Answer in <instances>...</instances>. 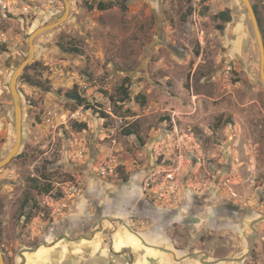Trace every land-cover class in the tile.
<instances>
[{"label": "rangeland", "instance_id": "1", "mask_svg": "<svg viewBox=\"0 0 264 264\" xmlns=\"http://www.w3.org/2000/svg\"><path fill=\"white\" fill-rule=\"evenodd\" d=\"M234 2L69 0L16 85L22 141L0 170L5 264L18 263L23 218L46 224L51 203L96 194L93 182L138 183L179 215L177 264H264V90L251 20ZM250 2L264 41V0ZM226 10L229 23L215 20ZM63 11L62 0H0V160L15 142L8 80L29 31Z\"/></svg>", "mask_w": 264, "mask_h": 264}, {"label": "crops", "instance_id": "2", "mask_svg": "<svg viewBox=\"0 0 264 264\" xmlns=\"http://www.w3.org/2000/svg\"><path fill=\"white\" fill-rule=\"evenodd\" d=\"M90 186L96 194L51 203L46 224L23 218L17 264H177L179 215L151 204L138 183Z\"/></svg>", "mask_w": 264, "mask_h": 264}, {"label": "water", "instance_id": "3", "mask_svg": "<svg viewBox=\"0 0 264 264\" xmlns=\"http://www.w3.org/2000/svg\"><path fill=\"white\" fill-rule=\"evenodd\" d=\"M64 5V11L61 16L52 19L49 22H46L38 27H34L29 31L28 39H27V52L25 58L18 63L16 68L14 69L11 77L8 80V91L13 103V117H14V131H15V142L10 150V152L0 160V170L5 168L8 164L12 162V160L17 156L21 141H22V107H21V99L17 92L16 85L19 78L22 76L26 68L33 62L35 57V47L34 41L37 37L41 36L44 33L52 31L57 27L61 26L64 22L67 21L69 17L70 4L69 0H62ZM243 4L245 10L248 13V16L251 20L254 35L256 38V44L259 51L260 64H259V75L262 81V86L264 90V41L261 35L259 22L251 4L250 0H240ZM1 243V237H0ZM0 264H5L4 258L1 252V244H0Z\"/></svg>", "mask_w": 264, "mask_h": 264}, {"label": "trees", "instance_id": "4", "mask_svg": "<svg viewBox=\"0 0 264 264\" xmlns=\"http://www.w3.org/2000/svg\"><path fill=\"white\" fill-rule=\"evenodd\" d=\"M106 8H107V5L106 4H104V3H99L98 4V9L99 10H105ZM253 8L255 10V6H253ZM255 13H256V10H255ZM256 16H257V13H256ZM214 18H215V20H220L223 23H229L230 22V14H229V11L228 10L221 11L218 14H216L214 16ZM218 29L221 30V29H223V27L221 25H219L218 26ZM66 96H67V98H69L70 100H72L78 107H83V108H86V109H93V107L90 106V104L88 103V101L85 98H83L82 96H80L76 91L68 92L66 94ZM125 96H126V94H125ZM124 98H127V97H124ZM95 112L97 113L99 111L95 110ZM127 135H134V133L133 132H127ZM44 193L48 194V193H50V190L47 188L44 191Z\"/></svg>", "mask_w": 264, "mask_h": 264}, {"label": "built area", "instance_id": "5", "mask_svg": "<svg viewBox=\"0 0 264 264\" xmlns=\"http://www.w3.org/2000/svg\"><path fill=\"white\" fill-rule=\"evenodd\" d=\"M204 1L205 0H191V8L192 10H199V8L202 7V5L204 4ZM43 123H47V124H50L53 120V116L50 112H46L44 115H43ZM71 191L73 192V194H75L76 196H79L80 193L82 192V187H73L71 189Z\"/></svg>", "mask_w": 264, "mask_h": 264}, {"label": "bare ground", "instance_id": "6", "mask_svg": "<svg viewBox=\"0 0 264 264\" xmlns=\"http://www.w3.org/2000/svg\"><path fill=\"white\" fill-rule=\"evenodd\" d=\"M47 260H48V259H47ZM47 260H46V261H47Z\"/></svg>", "mask_w": 264, "mask_h": 264}]
</instances>
